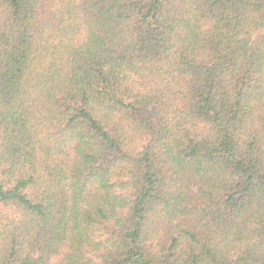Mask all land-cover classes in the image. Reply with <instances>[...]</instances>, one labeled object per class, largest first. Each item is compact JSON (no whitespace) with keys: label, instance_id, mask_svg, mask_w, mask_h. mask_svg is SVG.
Masks as SVG:
<instances>
[{"label":"trees","instance_id":"16d2710c","mask_svg":"<svg viewBox=\"0 0 264 264\" xmlns=\"http://www.w3.org/2000/svg\"><path fill=\"white\" fill-rule=\"evenodd\" d=\"M0 264H264V0H0Z\"/></svg>","mask_w":264,"mask_h":264}]
</instances>
